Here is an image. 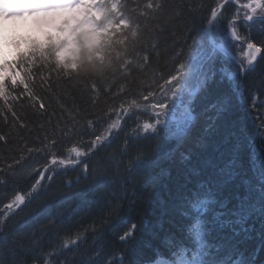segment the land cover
<instances>
[{"label":"snow or ice","instance_id":"6c2138e0","mask_svg":"<svg viewBox=\"0 0 264 264\" xmlns=\"http://www.w3.org/2000/svg\"><path fill=\"white\" fill-rule=\"evenodd\" d=\"M145 7L157 25L164 24V28L157 31L168 30L165 19L171 16L174 23L176 20L182 22L183 31L188 32L189 37L194 29L203 33L201 63L221 61L222 78L229 85L221 111L223 114L236 110L243 112L251 128L245 137L246 144L232 145L226 159L223 153L215 158L206 157L204 153L209 144L203 138L194 148L185 147L196 130L198 118L193 109L181 100L177 105L182 109L180 118L173 116L170 121L165 119L173 110L170 102L177 99V81L184 74L185 67L182 62L178 63L174 73L161 77L162 83L145 84L140 78L126 86H116L115 92L112 89L103 90L112 103L106 101L101 113L82 116L81 110L74 104L66 107L61 102L60 115L57 116L55 111H47L49 105L41 99L40 110L36 111L35 105L33 109L43 118L38 125L42 135L31 140L20 138L17 142L10 140V133L0 130V148L3 149L0 151V189L4 190L3 199H0V235H6L4 230L12 217L28 209L48 191L57 175L70 170H79V175L75 180H66L69 188L79 184L81 178L92 180L91 184L76 191L74 197L84 203L99 204L102 213L100 227L97 228L94 221L85 230L91 231L94 236L99 235L120 202L129 199L126 185H131V197H135L137 183L146 191L156 184L161 175L166 174L158 157L140 149L130 155L133 141L156 138L163 133L164 138L174 142V147L165 155L172 159L179 152L180 162L185 167L174 207L187 223L181 224L178 236L165 237V250L154 249V258L148 264H256L255 259L245 257L239 251V245L233 238L238 235L236 229L232 228L231 235L224 229L234 224L246 225L249 219L258 216L262 240L259 252H264V95L246 83L248 74L256 72L264 62V0H180L176 5L170 0H147ZM185 7L187 16L184 14ZM180 51L178 49L177 54ZM90 92L96 97L101 94L95 86ZM9 113L14 119L8 126L28 128V124L20 123L21 117L14 109ZM9 113L0 111V117L7 120ZM143 116L148 119L143 120ZM129 120L136 127L123 137L119 150L127 163L121 159L116 166L117 169L123 167L127 178H120L122 195L113 200L101 191L106 181L103 175H92L96 169L89 161L108 148L121 133L127 132ZM243 148L248 150L255 181L243 172ZM100 163L110 165V157H104ZM138 175L143 179L137 180ZM23 182H27V188L20 186ZM229 185L235 186V190L233 195L225 196L223 190ZM111 196L115 197V192ZM129 202L134 203V200ZM44 211L48 212V209ZM55 222L53 214L49 223ZM139 227L135 222H128L117 233L118 240L125 243L134 239ZM241 231L248 232L249 228L242 227ZM61 239V248L45 255L46 264H52V257L59 255L60 251L75 250L87 242L86 235L80 230L74 236L65 233ZM37 243L34 240L32 247ZM103 249V244L98 245L86 264L98 260L104 254ZM256 254L258 252L253 253ZM0 264H12L7 248L0 250ZM17 264H26V261L17 260ZM103 264L131 262L126 261L124 252H119L103 255Z\"/></svg>","mask_w":264,"mask_h":264},{"label":"trees","instance_id":"16d2710c","mask_svg":"<svg viewBox=\"0 0 264 264\" xmlns=\"http://www.w3.org/2000/svg\"><path fill=\"white\" fill-rule=\"evenodd\" d=\"M114 1L116 8L112 7L111 0L102 1L104 9L102 20L115 21L108 28L107 36L102 41L103 57L94 63L78 64L76 67L62 64L56 57L61 47L60 43L52 39L44 42L32 37L24 40L25 43L17 47L13 57L3 63L7 72L13 76L0 83V111L9 113L14 109L21 117L20 123L28 124L27 129L10 127L8 125L14 119L11 114H7V120L0 117V130L10 133V140L17 142L20 138L31 140L34 136L42 135L38 125L43 118L33 109L35 105L36 111L40 110L38 106L41 99L49 105L47 111H55L57 116L60 115L61 102L66 107L74 104L81 110L82 116H88L101 113L106 107V101L108 104L112 103L109 97L104 95L103 90L112 89L115 92L116 86L121 84L126 86L127 83L140 78L145 84L155 85L158 81L162 83L161 77L174 73L179 62L184 63V70L186 67L196 69L197 61L198 65L201 64L199 56L202 51L203 33L194 29L189 37V33L183 31L182 22L176 20L174 23L171 16L165 19V23L169 25L168 30L157 31L156 29H163L164 24L157 25L150 18V13L145 7L147 0ZM170 3L176 5L180 0H170ZM184 14L187 16L186 7ZM178 49L181 50L180 54H177ZM221 67L222 63L219 60L214 64L206 62L203 65L202 69L207 70L206 81L200 85L197 94L189 102L198 118L196 130L185 147L194 148L203 138L209 144L204 153L206 157L215 158L223 153L226 159L232 145L246 144L245 137L251 132V128L242 111L236 110L227 114L221 111V104L229 88L226 80L222 78ZM190 73L193 74V70ZM262 81L264 62H261L256 72L248 74L246 83L264 95ZM92 86L101 90L98 97L90 92ZM172 103L175 104L174 101ZM142 119L147 120L148 117L143 116ZM53 122L55 123V119ZM80 123L82 125L83 120ZM135 127L132 120L127 121V132L121 133L108 148L89 161L96 169L92 175L104 176L106 186L101 188V191L109 194V198L113 200H118L122 195L120 178H127L123 167L119 169L116 167L121 159L127 163V159L122 158L119 151L122 140ZM257 144L259 146V141ZM173 147L174 142L164 138L163 133L156 138L133 141L130 155L140 149L158 157L160 167L166 170V174L161 175L156 184L146 191L137 183L135 197H131V185H126L129 199L120 202L108 225L99 235L94 236L91 231L85 232L94 221L97 228L100 227L99 219L102 213L99 204L84 203L74 197L76 191L91 184L92 180L81 178L79 184L69 188L66 186V180H75L79 175V170H70L57 175L48 191L39 200L9 220L4 230L6 235H0V250L8 249L12 264H17V260L26 261V264H46L45 255L61 248V238L65 237V233H72L74 236L77 230H80L81 234L86 235L87 242L75 250L60 251L59 255L52 257V264H86L88 257L100 244L104 245L103 255L124 252L126 261L131 264H146L154 258V249L165 250L163 245L165 237L178 236L181 224L187 223L180 218L174 207L178 199L179 186L183 182L185 167L180 162L179 152H176L172 159L165 155ZM0 151L3 149L0 148ZM196 151L199 152L200 149ZM241 155L243 172L247 178L255 181L248 150L243 148ZM104 157H110V165L100 163ZM136 179L142 180L143 177L138 175ZM20 186L27 188L28 184L23 182ZM234 190L235 186L229 185L223 190V194L231 196ZM3 191L0 189V199H3ZM112 192H115V197L111 196ZM129 200H134V203H130ZM44 209H48V212ZM107 211L106 208L105 212ZM53 214L56 222L50 224L49 220ZM128 222H135L140 227L134 239L121 243L117 233ZM242 227L249 228V231H241ZM232 228L238 232L233 238L239 245V251L245 257L251 256L255 259L256 264H264V252H259L262 242L260 218L254 216L246 225L234 224L225 227L224 231L231 235ZM34 240L38 243L32 247ZM254 252L258 254L253 255ZM103 255L91 264H103Z\"/></svg>","mask_w":264,"mask_h":264},{"label":"rangeland","instance_id":"374dc122","mask_svg":"<svg viewBox=\"0 0 264 264\" xmlns=\"http://www.w3.org/2000/svg\"><path fill=\"white\" fill-rule=\"evenodd\" d=\"M99 1L100 0H87V2L86 0H65V6L59 5L55 7V9L51 8L50 10H47L44 13L27 12L22 16L0 14V64L10 55L13 54L12 50L15 45L14 37L19 35H32L44 39L48 37L51 33L55 34L65 32L68 30L69 18L67 14L70 11L80 7H84V20L89 17L95 19L96 17L93 15V13H103L101 3ZM81 22H83V20ZM111 24L112 22L109 21L106 23L108 28L112 26ZM72 31L75 32V28H73ZM66 42H64V44ZM195 65L196 69H187L186 67V70H184V74L182 75L181 79L177 81L179 91L183 89L182 96L187 94L186 88L193 89L195 87L193 81L195 82V80H197V86H202L206 81L207 70L205 68L200 69L198 61L197 63H195ZM191 67L192 66H188V68ZM192 70L193 75L191 76V83L188 84L190 86L188 88L186 87V84L187 82H189L190 77L188 75L191 74L190 72H192ZM5 77L6 75H3V70L0 65V83L5 80ZM167 119L170 121V115L167 117Z\"/></svg>","mask_w":264,"mask_h":264},{"label":"clouds","instance_id":"9594fccd","mask_svg":"<svg viewBox=\"0 0 264 264\" xmlns=\"http://www.w3.org/2000/svg\"><path fill=\"white\" fill-rule=\"evenodd\" d=\"M84 13V7L70 11L67 14L68 30L54 34L56 41H67L56 53L58 61L62 64L76 67L78 64L94 63L103 57L102 41L107 36L108 27L98 23L102 18V13H93L96 18L89 17L86 20H84ZM73 28L75 32L72 31Z\"/></svg>","mask_w":264,"mask_h":264},{"label":"bare ground","instance_id":"6f19581e","mask_svg":"<svg viewBox=\"0 0 264 264\" xmlns=\"http://www.w3.org/2000/svg\"><path fill=\"white\" fill-rule=\"evenodd\" d=\"M149 262V261H148Z\"/></svg>","mask_w":264,"mask_h":264}]
</instances>
